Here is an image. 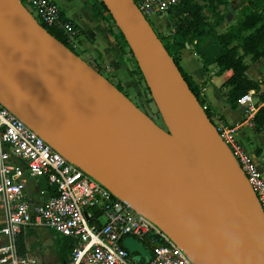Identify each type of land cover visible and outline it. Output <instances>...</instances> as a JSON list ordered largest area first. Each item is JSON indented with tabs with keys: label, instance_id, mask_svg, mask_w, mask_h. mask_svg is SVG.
I'll use <instances>...</instances> for the list:
<instances>
[{
	"label": "water",
	"instance_id": "1",
	"mask_svg": "<svg viewBox=\"0 0 264 264\" xmlns=\"http://www.w3.org/2000/svg\"><path fill=\"white\" fill-rule=\"evenodd\" d=\"M100 1L136 59L165 128L19 0H0V103L152 220L193 264H264V219L214 125L134 0ZM204 131L223 148L245 194L213 159ZM122 245L137 252L134 259L143 257L142 264L150 259L132 237Z\"/></svg>",
	"mask_w": 264,
	"mask_h": 264
},
{
	"label": "built area",
	"instance_id": "2",
	"mask_svg": "<svg viewBox=\"0 0 264 264\" xmlns=\"http://www.w3.org/2000/svg\"><path fill=\"white\" fill-rule=\"evenodd\" d=\"M44 27L60 33L61 41L73 53L79 48V31L53 0H19ZM148 20L168 14L180 0H135ZM149 22V21H148ZM115 29L118 32V27ZM79 56V55H78ZM95 69V68H94ZM203 99V89L200 90ZM254 90L237 103L248 114L247 123L255 126ZM201 108H208L202 102ZM250 187L264 219V175L239 143L237 127L221 121L214 124ZM27 177L43 178L51 193L35 201L26 196ZM0 208L4 222L0 235V264H37L19 254L17 237L29 227L43 226L71 239L67 264H142L122 245L132 237L150 252L145 264H193L185 251L148 217L134 211L95 178L68 161L25 122L0 103ZM100 218H103L100 221Z\"/></svg>",
	"mask_w": 264,
	"mask_h": 264
},
{
	"label": "crops",
	"instance_id": "3",
	"mask_svg": "<svg viewBox=\"0 0 264 264\" xmlns=\"http://www.w3.org/2000/svg\"><path fill=\"white\" fill-rule=\"evenodd\" d=\"M53 1L59 5L62 14L72 21L79 31L78 40L81 52L79 57L93 68L107 73L115 82H119L128 97L135 94L138 86L135 73H138V63L124 41L116 38L118 32L115 27H112V32H109L102 21L94 18L89 4L93 0ZM159 17H153L151 22L157 21ZM230 21L231 18H227L218 27V32L225 31L228 25L232 24ZM154 27L156 31L161 33H167L173 29L171 27V29L162 30L155 24ZM201 50L211 59L220 52V49L208 40L203 41ZM244 61L248 65L247 75L251 79L261 82L260 93L264 94V64L260 59L252 61L249 55L245 56ZM179 65L195 84L202 85L203 102L208 106L212 124L221 121L227 125L236 126V136L239 143L252 157L254 163L263 170L264 175V128L255 129V126H249L247 123L248 114L245 112L244 106L230 102L231 87L226 84V81L232 75V71L225 70L220 74L216 73L218 66L215 63L205 64L192 44H188V47L180 51ZM255 96L258 97L257 94ZM256 105L264 106V101H258ZM244 183L246 182L244 181ZM25 193L27 197L38 201L50 194L51 188L43 178L27 177ZM3 222L4 212L0 208V225ZM42 227H29L21 234L24 237L26 247L24 256L34 260L37 264H43L47 258L43 256L42 250H36L35 256H32L29 252L26 236L30 229L38 230ZM47 230L53 235H58L49 229ZM4 241V237L0 235V245ZM58 260L66 264L60 259V256H58Z\"/></svg>",
	"mask_w": 264,
	"mask_h": 264
},
{
	"label": "trees",
	"instance_id": "4",
	"mask_svg": "<svg viewBox=\"0 0 264 264\" xmlns=\"http://www.w3.org/2000/svg\"><path fill=\"white\" fill-rule=\"evenodd\" d=\"M89 4L94 18L102 21L106 29L112 32V27L116 25L104 4L100 0H93ZM230 6L239 9L241 18L236 23L228 25L225 31L218 32V27L231 16ZM167 15L173 20V29L167 33L155 31L150 22L149 24L200 105L203 102L199 96L202 85L195 84L179 65L180 51L186 47V44L193 45L205 64L215 63L218 66L216 73L220 74L225 70L232 71V75L226 81V84L231 87L229 99L232 104H236L238 99L249 90H254L260 102L264 101V94L260 93L261 82L247 75L248 65L244 61L245 56L248 55L252 61L264 59V0H239L236 4L230 0H180L179 4ZM45 29L56 39L63 41L60 33L48 27ZM116 38L123 40L127 45L119 30ZM204 40L210 41L220 49L219 54L213 59L201 50ZM96 70L102 74L99 69ZM138 73L143 79L140 69ZM108 80L119 91L126 94L119 82ZM256 107L253 121L255 129H261L264 128V106L256 105ZM204 111L212 123L209 110ZM16 243L19 254L24 255L26 247L21 234L17 237ZM71 246V239L64 238L62 246L58 247L60 259L66 264L69 259V257L67 259V254L70 256L71 253Z\"/></svg>",
	"mask_w": 264,
	"mask_h": 264
},
{
	"label": "rangeland",
	"instance_id": "5",
	"mask_svg": "<svg viewBox=\"0 0 264 264\" xmlns=\"http://www.w3.org/2000/svg\"><path fill=\"white\" fill-rule=\"evenodd\" d=\"M135 1V0H134ZM233 1V4H236L239 0H230ZM23 4L29 8V5L26 2H23ZM30 9V8H29ZM31 10V9H30ZM230 18L232 24L236 23L240 18V11L239 9H235L233 6H230ZM32 14L34 17L37 16L35 12L32 10ZM151 26L155 29L154 24L157 25L159 29L162 30H168L171 29V25L173 23V20L169 18V16L164 13L162 14L157 21L153 23L148 19ZM49 28V27H48ZM52 29V28H50ZM225 29V27H223ZM54 30V29H53ZM156 31V29H155ZM79 45V42H78ZM74 52H76L78 55H81L80 49H73ZM102 72V75L110 79L112 78L105 73L104 71L100 70ZM136 73V81H137V91L135 94H131V97H128L141 111H143L145 114H147L156 124L159 126L165 128V123L163 121V118L161 117L159 110L156 106V103L152 97V94L147 86V83L143 77V79L139 76L137 72ZM142 74V73H141ZM143 76V75H142ZM115 82V81H114ZM128 96V95H127ZM103 218H100V221H102ZM28 241V247L29 252L32 254V256H35L34 252L36 250H42V254L44 257L47 258L43 261V264H64L62 261L58 260V247L62 246V243L64 241V238L62 235H53L51 232H49L45 227H42L38 230L30 229L29 233L26 236ZM69 257V254H67V259Z\"/></svg>",
	"mask_w": 264,
	"mask_h": 264
},
{
	"label": "bare ground",
	"instance_id": "6",
	"mask_svg": "<svg viewBox=\"0 0 264 264\" xmlns=\"http://www.w3.org/2000/svg\"><path fill=\"white\" fill-rule=\"evenodd\" d=\"M207 148L212 155L215 162L226 172L230 180L235 184V186L245 194V188L242 184L238 174L233 168L232 163L227 158L223 148L218 146V144L211 138V135L204 131L203 133Z\"/></svg>",
	"mask_w": 264,
	"mask_h": 264
}]
</instances>
